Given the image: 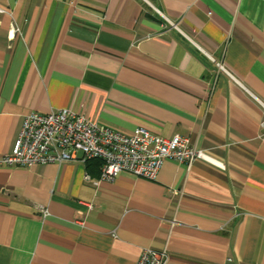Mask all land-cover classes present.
Wrapping results in <instances>:
<instances>
[{
	"label": "crops",
	"instance_id": "1",
	"mask_svg": "<svg viewBox=\"0 0 264 264\" xmlns=\"http://www.w3.org/2000/svg\"><path fill=\"white\" fill-rule=\"evenodd\" d=\"M0 8V157L25 114L59 108L206 154L154 180H101L99 159L0 165V264H135L145 248L166 264H264V0Z\"/></svg>",
	"mask_w": 264,
	"mask_h": 264
},
{
	"label": "built area",
	"instance_id": "2",
	"mask_svg": "<svg viewBox=\"0 0 264 264\" xmlns=\"http://www.w3.org/2000/svg\"><path fill=\"white\" fill-rule=\"evenodd\" d=\"M0 13H4L2 8ZM216 64L227 72L222 64ZM78 152L81 153L80 158L77 157ZM205 156L204 151L179 135L166 138L143 127L123 134L99 124L84 113L59 108L46 113L33 111L25 114L11 152L0 157V165L31 167L99 159L101 180L111 181L121 172L154 180L167 159L190 167ZM40 211L46 214L45 209ZM166 261L164 250L145 248L135 264H166Z\"/></svg>",
	"mask_w": 264,
	"mask_h": 264
},
{
	"label": "trees",
	"instance_id": "3",
	"mask_svg": "<svg viewBox=\"0 0 264 264\" xmlns=\"http://www.w3.org/2000/svg\"><path fill=\"white\" fill-rule=\"evenodd\" d=\"M91 160V159H90ZM98 161V160H97ZM89 162V161H88ZM100 162V161H99Z\"/></svg>",
	"mask_w": 264,
	"mask_h": 264
}]
</instances>
